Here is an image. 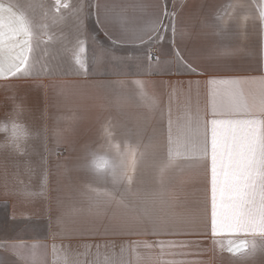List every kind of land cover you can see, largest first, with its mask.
I'll use <instances>...</instances> for the list:
<instances>
[{
    "label": "crops",
    "instance_id": "0c3cea01",
    "mask_svg": "<svg viewBox=\"0 0 264 264\" xmlns=\"http://www.w3.org/2000/svg\"><path fill=\"white\" fill-rule=\"evenodd\" d=\"M27 1L0 0L36 37L35 70L0 77V141L24 133L22 154L0 149V203L22 222L0 264H264L227 250L264 246V0H97L104 38L157 49L109 75L76 69L66 29L37 21L52 0Z\"/></svg>",
    "mask_w": 264,
    "mask_h": 264
},
{
    "label": "snow or ice",
    "instance_id": "6c2138e0",
    "mask_svg": "<svg viewBox=\"0 0 264 264\" xmlns=\"http://www.w3.org/2000/svg\"><path fill=\"white\" fill-rule=\"evenodd\" d=\"M71 7L70 0H54V15L51 17L52 21L58 22L64 19V16L61 14V9L68 10ZM90 7L94 10L92 15L94 16L98 26H101L102 23L108 22V15L105 13L104 21L100 19V5L97 0H93V3ZM27 8H32V5H27ZM75 16V23L77 25L78 33L84 38L77 37L74 45L70 50V56L72 59V64L74 67L80 71L87 72L89 69V62L87 57L88 52V39L87 35L84 32L85 20L87 18L85 9L83 7L76 8L73 13ZM48 13H45L47 17ZM34 27L35 24L33 20L29 17L25 7H22L16 3H3L0 2V77H2V72L7 66L11 75L9 77H16L21 74L24 76L29 75L35 70V64L31 61V54L34 50ZM167 30V29H165ZM105 35L107 33L105 32ZM111 43H119L117 40H113L111 37H108ZM139 41V44H144L149 42L145 39H135ZM5 42L7 47H4ZM147 59L151 62V53H148ZM158 60V59H157ZM260 81L264 83V64L260 67ZM197 74L202 75V72ZM224 79L232 80L233 82L239 83V78H216L209 77V82H214L220 80L223 82ZM139 83V82H138ZM198 83V82H197ZM24 135L20 131V126L13 125L12 138H21ZM20 154L23 153V150L19 151ZM215 235V232H213ZM227 250L242 259H252L258 253L264 252V246L258 245L255 242H246V241H237V242H227ZM23 247V246H20Z\"/></svg>",
    "mask_w": 264,
    "mask_h": 264
},
{
    "label": "rangeland",
    "instance_id": "374dc122",
    "mask_svg": "<svg viewBox=\"0 0 264 264\" xmlns=\"http://www.w3.org/2000/svg\"><path fill=\"white\" fill-rule=\"evenodd\" d=\"M91 2L92 0H70L71 7L68 10L61 9V14L64 16V19L54 23L51 19L54 12H50L54 7V0H52L50 3L51 8L46 11L48 13L47 17H37V21L46 24L61 25L62 28L66 29L61 32V37L67 41L68 47L72 48L78 36L84 38V36L78 33L75 23L76 18L72 13L76 8L83 7L87 16L84 32L88 39V73L109 75L118 73L132 74L147 71L152 63L147 59L149 52L146 46L125 47L110 43L93 24L90 7ZM27 4H29V2L24 0V5L26 7ZM39 12L40 14L42 13L41 9ZM160 39L166 43L167 33L163 32ZM130 164L131 168H133V164L135 168L139 166V162L131 161ZM21 225L22 222H14L7 218L6 206L4 203H0V238H10L20 235L22 233L20 230ZM30 228H32L33 231V225Z\"/></svg>",
    "mask_w": 264,
    "mask_h": 264
},
{
    "label": "clouds",
    "instance_id": "9594fccd",
    "mask_svg": "<svg viewBox=\"0 0 264 264\" xmlns=\"http://www.w3.org/2000/svg\"><path fill=\"white\" fill-rule=\"evenodd\" d=\"M6 131V124L3 121H0V135H2ZM23 138H16V139H11L9 142L5 143L4 141H0V149L4 147H10L16 151H21L23 149V144H22Z\"/></svg>",
    "mask_w": 264,
    "mask_h": 264
},
{
    "label": "built area",
    "instance_id": "2783aa9c",
    "mask_svg": "<svg viewBox=\"0 0 264 264\" xmlns=\"http://www.w3.org/2000/svg\"><path fill=\"white\" fill-rule=\"evenodd\" d=\"M148 51L151 53V57L152 58H156L157 57V49L154 46H150Z\"/></svg>",
    "mask_w": 264,
    "mask_h": 264
}]
</instances>
